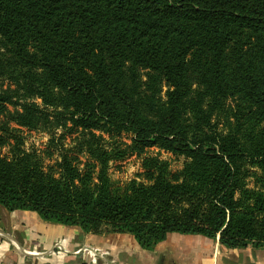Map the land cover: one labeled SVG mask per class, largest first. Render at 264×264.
Masks as SVG:
<instances>
[{
    "label": "trees",
    "instance_id": "1",
    "mask_svg": "<svg viewBox=\"0 0 264 264\" xmlns=\"http://www.w3.org/2000/svg\"><path fill=\"white\" fill-rule=\"evenodd\" d=\"M4 148L7 212L145 251L173 233L264 249V0H0ZM132 157L140 180L113 182Z\"/></svg>",
    "mask_w": 264,
    "mask_h": 264
},
{
    "label": "crops",
    "instance_id": "2",
    "mask_svg": "<svg viewBox=\"0 0 264 264\" xmlns=\"http://www.w3.org/2000/svg\"><path fill=\"white\" fill-rule=\"evenodd\" d=\"M0 264H264V249H227L217 239L173 233L145 251L129 234H86L45 222L34 212L0 207Z\"/></svg>",
    "mask_w": 264,
    "mask_h": 264
},
{
    "label": "rangeland",
    "instance_id": "3",
    "mask_svg": "<svg viewBox=\"0 0 264 264\" xmlns=\"http://www.w3.org/2000/svg\"><path fill=\"white\" fill-rule=\"evenodd\" d=\"M39 103V102H38ZM23 137L24 139V149L31 151L32 149H36L39 152L45 151L47 149V143H48V137L47 135L43 133H33V132H26L23 131ZM70 140H65L64 144L66 146L70 145ZM0 153L5 156L8 154V149L4 148L0 151ZM148 155L151 156H158L160 159L168 161L170 163V168L172 171H177L182 167V159H174L171 155L164 153V152H158L156 149H151L148 151ZM55 158V157H54ZM52 158V159H54ZM52 159L44 160V164L46 167L52 166L54 164V161ZM141 172L140 167V160L137 158H129L123 162L112 164L109 173L110 177L113 182L117 184H125L133 179H138L139 173Z\"/></svg>",
    "mask_w": 264,
    "mask_h": 264
},
{
    "label": "built area",
    "instance_id": "4",
    "mask_svg": "<svg viewBox=\"0 0 264 264\" xmlns=\"http://www.w3.org/2000/svg\"><path fill=\"white\" fill-rule=\"evenodd\" d=\"M55 248L58 249L60 252H62V253H64V254L67 253L66 250H65L61 245H59V244H56V245H55ZM83 249H84V248H83ZM83 249H82V250H83ZM84 251H87V252H89V253L92 254V252L89 251L88 249H84ZM27 253H28L29 255H34V254H35V253L32 252L31 250H30V251H27Z\"/></svg>",
    "mask_w": 264,
    "mask_h": 264
}]
</instances>
